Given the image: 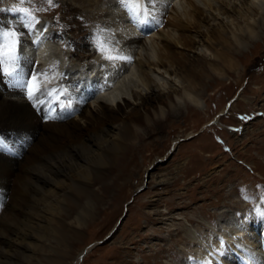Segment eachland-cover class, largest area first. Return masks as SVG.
<instances>
[{
  "label": "bare ground",
  "instance_id": "1",
  "mask_svg": "<svg viewBox=\"0 0 264 264\" xmlns=\"http://www.w3.org/2000/svg\"><path fill=\"white\" fill-rule=\"evenodd\" d=\"M73 1L79 6L55 0L59 5L57 8L63 10L62 14H49L52 26L61 25L68 35L71 57H76V61L80 62L79 69L88 65L87 69H91L92 74L95 72V62H106L100 58L95 47L88 52L86 50L93 45L94 36L100 35L101 39L107 37L110 42L118 41V47L135 59L131 65L117 69L103 64L106 70L96 73L94 82L101 74V78L105 79L107 74L112 75L113 70L118 74L124 73L134 65L148 93L133 90V103L125 97L122 98L123 102L99 99L93 108L77 94L79 89L84 90L76 75L81 71L78 69L71 74L72 68L64 69L59 63L58 71L62 73L65 70L66 73L53 83L67 87L72 94L71 107L61 108L53 103L34 104L22 87H14L6 77L0 76V264H7L10 258L20 253L32 263L37 246L42 245L44 240L43 244L49 247L54 230L78 236L86 220L82 217V211L75 209L78 211L76 218L79 226L70 224L68 220L80 200L78 193L89 192V200L92 201L93 196L99 197L96 186L105 189L109 175L132 174L129 164L146 148L143 143L146 136L152 130L162 128L167 120L178 117L179 102L202 108L204 104L199 88L204 66H209L221 78L226 75V69L236 72L241 64L243 71L247 72L246 65L242 63L245 55L242 59H236V55L241 53L240 48L246 47L248 41L259 38L264 26V0H252V4L258 6L262 13L260 25L252 18L251 7L246 11L237 7L238 10L231 11L228 7L232 0H229V4L228 0H218L220 6L215 4L216 0H176L179 7L173 5L172 0H165L155 5L153 10L163 27L151 21L136 24V18L117 2L116 6L89 11L94 4L98 5L103 0ZM15 7L25 6L18 0H0V29L12 26L17 31H24L20 14L11 11ZM213 11L237 22L235 28L224 20L213 25L206 13ZM239 18L244 25L238 22ZM127 25L135 28L129 29ZM57 27L43 33L37 30L34 36L31 33L23 36L22 50H34L32 41L39 38L41 43L37 48L46 52L44 45L50 39L61 38ZM100 29L112 30L114 37L108 31L99 32ZM76 35L80 42L75 41ZM198 46L209 51L215 61L199 54L192 57L190 53ZM138 49L141 50L139 54L132 52ZM33 60L36 59L31 55H21L20 64L25 78L27 73L33 71ZM42 62L40 65L48 68L55 61ZM162 70L174 77L175 81L157 83L152 72ZM99 85L96 84L97 91ZM72 107L75 116L69 112ZM179 142L176 140L175 146ZM127 148L129 153L125 152ZM122 151L125 153L122 154ZM119 156V165L113 167V162ZM152 169L147 168L146 173H151L152 178L164 183V174H155ZM242 222L241 226L239 223L227 227L224 237L214 238L210 245H205L199 239L206 251L195 252V260H191V264H219L220 261L225 264H264V219L258 222L252 215L249 221L242 218ZM249 237L254 239L251 241ZM208 247L214 252L213 255L208 254ZM85 252L79 255L75 263L83 258ZM44 256L48 257L49 254L44 253Z\"/></svg>",
  "mask_w": 264,
  "mask_h": 264
},
{
  "label": "rangeland",
  "instance_id": "2",
  "mask_svg": "<svg viewBox=\"0 0 264 264\" xmlns=\"http://www.w3.org/2000/svg\"><path fill=\"white\" fill-rule=\"evenodd\" d=\"M39 1L30 3L25 0L26 3L22 4L29 8L49 7ZM64 1L76 3L73 0ZM115 2L117 0H103L98 5L94 4L89 11L116 6ZM227 2L229 4V0ZM172 4L179 7L176 0H172ZM215 4L221 5L218 0ZM76 5L79 6L78 3ZM236 7L242 10L251 7L252 18L260 25L262 13L258 6L252 4V0H232L228 8L234 11ZM62 11L60 8H49L48 11L36 13L42 22H47V30L58 26L61 38L50 39L44 45L46 52L37 48L36 51L26 50L27 54L20 47V54L31 55L40 63L43 61V64L58 60L64 69L72 68L73 74L81 68L80 62L76 61V57H71L68 35L61 25L52 26L50 19L51 12L53 16H60ZM206 13L213 25L223 20L232 28L237 24L218 12ZM242 21L238 19L244 25ZM88 26L91 29V24ZM127 26L129 29L135 28ZM140 27L143 28L142 25ZM75 41L80 42L77 35ZM147 43L150 44L148 39ZM90 49H94V45H89L86 51ZM132 52L139 54L141 50ZM240 52L236 59H242L245 55L242 63L246 65L247 72L243 71V64L240 63L236 72L226 69V75L221 78L209 66H204L199 88L204 105L196 108L188 102H179L178 117L167 120L162 128L152 130L143 142L146 148L137 154L134 162H129L132 174L109 175L105 189L96 186L99 197L93 196L92 201L89 200V192L78 193L80 200L68 219L70 224L79 226L76 214L82 211V217L86 220L79 227L81 233L78 236L54 230V236L49 238V247L43 244V240L42 245L36 248L32 263L20 253L10 258L7 264H191L190 257H194L195 252L206 251L199 239L205 245H210L214 238L224 237L227 227L239 223L241 226L242 218L249 221L252 215L261 222L264 216L258 215L257 209L264 210V26L259 38L248 41ZM196 54L215 61L211 53L201 46L190 53L192 57ZM94 64V73L91 74V69H87L86 65L76 74L84 89H79L77 94L93 108L99 99L123 102L122 98L125 97L133 103V90L148 93L134 65L130 66L128 72L118 74L113 70L112 75L107 74L108 83L112 86L100 91L108 77L103 79L101 74L94 82L96 73H104L106 69L102 65L109 66L110 63L97 61ZM84 71L87 73L84 74ZM65 73L63 70L62 74ZM152 77L160 84L175 81L163 70L153 71ZM99 83L97 91L96 84ZM69 112L75 116L74 108ZM176 140H180L178 146H175ZM125 150L129 153V148ZM125 152L122 151V154ZM116 160L113 167L119 165L120 156ZM147 168H153L155 174H164L166 181L162 183L152 178L151 173H146ZM140 188L143 189L138 192ZM123 216V222L111 234ZM249 239L252 241L254 238ZM102 240L105 241L94 246L75 263L81 253ZM243 247L248 246L244 244ZM208 248V254L213 255L214 252ZM44 253L49 256L45 257Z\"/></svg>",
  "mask_w": 264,
  "mask_h": 264
},
{
  "label": "snow or ice",
  "instance_id": "3",
  "mask_svg": "<svg viewBox=\"0 0 264 264\" xmlns=\"http://www.w3.org/2000/svg\"><path fill=\"white\" fill-rule=\"evenodd\" d=\"M24 2L25 0H21V3ZM28 2L35 3L36 0H28ZM163 2L165 0H117L119 6L128 9L131 16L136 18V24H146L151 21L160 27H163V25L156 19L153 10L155 5ZM40 3L47 4L49 7H15L11 9V11L20 14L21 27L24 29L23 32L17 31L15 28L0 29V76L6 77L14 87H22L26 92L27 98L33 101L34 104L53 103L61 108H69L72 105L69 90L62 85L53 83V81L63 78V74L58 71V60L48 68H43L38 59L33 60V71L27 73L26 78L20 64L22 37L36 30H39L41 33L47 31V22H42L36 13L48 11L49 8H57L59 6L55 0H40ZM80 19H83V17ZM37 26H40L39 29H37ZM98 31L101 33L108 31L114 37V32L110 29H100ZM32 42L35 45L41 43L39 38ZM93 45L100 58L109 62L113 69L129 66L135 59L132 55L125 54L118 47V41L112 40L110 42L107 37L101 39L100 35L94 36ZM111 86L105 80L100 91H103L104 87ZM42 97L47 99H42ZM65 100H67V103H65ZM244 118L247 117H242V119ZM257 214L264 216V210L257 209ZM190 259L195 260L194 257H190Z\"/></svg>",
  "mask_w": 264,
  "mask_h": 264
},
{
  "label": "water",
  "instance_id": "4",
  "mask_svg": "<svg viewBox=\"0 0 264 264\" xmlns=\"http://www.w3.org/2000/svg\"><path fill=\"white\" fill-rule=\"evenodd\" d=\"M142 189H143V188H140V189L138 190V192H140ZM124 217H125V216H123V217L118 221V223L116 224V226H115L114 229L112 230L111 234L114 233V232L119 228V226L121 225V223H122L123 220H124ZM108 237H109V235L107 236V238H108ZM104 241H105V240H102V241H99V242L96 243V244H93L92 247L90 248V250H91L94 246H96L97 244H100V243H102V242H104ZM87 253H88V251L85 252V254L83 255V258H84V256H85Z\"/></svg>",
  "mask_w": 264,
  "mask_h": 264
}]
</instances>
